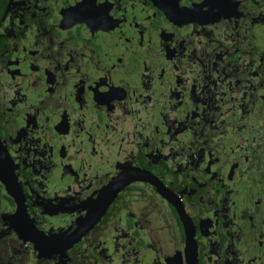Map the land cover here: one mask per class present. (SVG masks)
I'll return each instance as SVG.
<instances>
[{"label":"flooded vegetation","instance_id":"af4514ba","mask_svg":"<svg viewBox=\"0 0 264 264\" xmlns=\"http://www.w3.org/2000/svg\"><path fill=\"white\" fill-rule=\"evenodd\" d=\"M0 144V178L56 240L124 182L46 255L0 179V264H103L88 235L111 261L192 264L183 215L197 264H264V0H0Z\"/></svg>","mask_w":264,"mask_h":264},{"label":"water","instance_id":"95a60500","mask_svg":"<svg viewBox=\"0 0 264 264\" xmlns=\"http://www.w3.org/2000/svg\"><path fill=\"white\" fill-rule=\"evenodd\" d=\"M0 153L6 156L5 151L3 152L2 146L0 144ZM1 174V173H0ZM6 176V175H5ZM2 176L0 179L5 183L7 186L8 192L11 196L14 197V200L17 204V210L15 214H12L8 217V219L16 223V230L19 232V235L23 238H27L31 241V243L35 246V248L41 253L50 255L51 253H60L63 254L64 251L69 248L74 242L78 241L82 235L91 228L94 223L98 220L99 217L105 212V209L107 208V205L112 201V199L117 194L118 187H121L124 182H122L119 185H117V181L113 182L111 185V188L107 190L108 185L105 187V193L104 190L102 191V194L100 193V198H95L91 207L83 217H80L76 220L75 228L73 229V232L71 234H65L62 238H58L57 240L54 239L55 236L45 235L39 232L37 228L32 224L31 220L28 218L23 198H19V196H22V194L18 191L16 188L18 185L15 182L13 177H10V179H7V177ZM156 183V180L153 181V184ZM117 185L116 188L113 190L112 186ZM155 185H161V182L157 180V183ZM163 189V188H162ZM159 188L160 191H163ZM103 200V201H99ZM178 207V204H177ZM23 211V215H25L26 219L25 221L21 220V216L19 214V211ZM184 220V230H185V236H186V244H185V251H187V254L185 253V257L188 258L189 262L192 264H197L194 257L196 254L195 248L196 243L194 241L193 237V230L190 231V220L188 217L183 215ZM188 223V227L186 222ZM186 258V259H187Z\"/></svg>","mask_w":264,"mask_h":264},{"label":"rangeland","instance_id":"374dc122","mask_svg":"<svg viewBox=\"0 0 264 264\" xmlns=\"http://www.w3.org/2000/svg\"><path fill=\"white\" fill-rule=\"evenodd\" d=\"M137 127L139 128V127H141V125L139 124V125H137ZM243 132H244V130H243ZM227 138H232L233 137V134L231 133V132H229V133H227V135H225ZM226 144H227V142H226ZM84 149H85V152L88 154V159H94V160H96V161H99V156H100V152H98L97 151V153L95 154V153H93L91 150H88V145H87V143H85V145H84ZM113 149H115L116 150V148H113ZM115 156V155H114ZM114 156H112V157H114ZM87 159V160H88ZM173 170H174V172L175 171H177V168H173V167H171ZM253 170H251V172H252ZM223 172H225V171H223ZM254 172V171H253ZM220 179V181H221V183H223V184H227V183H229L230 182V180H229V177H227L225 174H221L220 175V177H219ZM47 183H48V185H49V187L50 186H53V181L51 180V178L50 177H48L47 176ZM243 183H246V181H243ZM249 188H251V185L250 184H244V188L243 189H245V190H248ZM238 195H240V194H238ZM238 197H243V196H238ZM53 219V218H52ZM58 219H60V217L59 218H57V220ZM53 220H55V219H53ZM124 223V225H122L120 228H117L116 230H115V233L114 232H109V234H107V236L106 237H112L113 235H118V236H122V238H125V236H128L127 234H125L124 233V231H122V229H125V227H127V225H126V222L125 221H123ZM163 224H166L165 222H162ZM143 225V224H142ZM130 230H133V229H130ZM122 231V232H121ZM128 232V231H127ZM96 234H99V233H96ZM129 234V233H128ZM100 235H102V234H100ZM102 237H104L105 238V235H102ZM87 239V240H86ZM93 239V236H90V235H88V236H86L85 238H84V241H85V243L86 242H89L90 243V245H91V249L92 250H94V252L95 253H97V254H99V255H101V256H104V258L106 257L107 259H102V263L104 264V263H106V264H122L121 262H117V261H111V256H113L112 254H110L109 253V251H107L108 252V254L106 253V249H105V247H104V245H103V241H104V239L103 238H98V236L97 235H95V237H94V239ZM123 251V248L120 246V249H118V251H117V253L119 254V258H122V256H120V254H121V252ZM102 252V253H101ZM103 254V255H102ZM116 258H114L113 260H115ZM88 262V261H87ZM89 264H100V263H97V262H94V260L91 258V260L89 261Z\"/></svg>","mask_w":264,"mask_h":264},{"label":"bare ground","instance_id":"6f19581e","mask_svg":"<svg viewBox=\"0 0 264 264\" xmlns=\"http://www.w3.org/2000/svg\"><path fill=\"white\" fill-rule=\"evenodd\" d=\"M109 188H111V187H109ZM185 253L187 254V251H185Z\"/></svg>","mask_w":264,"mask_h":264}]
</instances>
